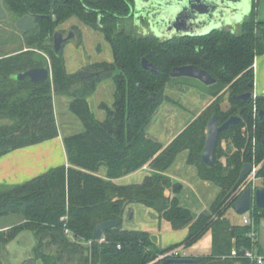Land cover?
<instances>
[{
    "label": "trees",
    "instance_id": "1",
    "mask_svg": "<svg viewBox=\"0 0 264 264\" xmlns=\"http://www.w3.org/2000/svg\"><path fill=\"white\" fill-rule=\"evenodd\" d=\"M251 2L249 14L235 26L202 35L161 38L145 32L144 21L138 25L141 32L124 28V22L134 21L133 0H4L13 26L25 13L37 14V18L33 30L21 32L26 49L0 57V119H4L0 121V156L59 135L54 92L72 97L70 109L85 129L64 139L68 166L54 167L21 184L0 186V219L10 214L24 218L13 227L0 228L1 255L20 231L29 230L35 236L33 258L41 264H159L162 260H155L160 254L187 247L210 231V254L181 256L177 258L191 257L192 261L170 264H252L248 258L231 256L233 248L241 255L243 248L261 244L251 236L252 224L223 218L239 197L235 191L242 184L237 180L244 163L259 166L257 177L264 180V115L259 113L264 111V94L252 100L235 97L254 91L255 57L264 53V21L257 17L259 0ZM72 17L101 30L112 47L113 61L85 68L96 72L86 78L67 71L65 43L59 52L53 45L58 27ZM143 58L158 71L145 69ZM185 64L197 65L217 79L207 86L215 99L164 146L150 136L147 127L163 101L170 99L165 94L167 85L189 79L171 77L174 67ZM31 67L51 68V77L44 82L14 77ZM108 78L115 82V98L112 106L101 104L106 117L100 120L90 109L88 96ZM226 89L230 90V105L223 109L219 97ZM214 113L219 124L231 115H239L243 121L220 132L214 165L207 166L201 153L207 123ZM184 149L189 150L188 161L197 167L200 177L220 186L208 215L182 206L177 197L182 183L165 174ZM147 163L154 172L142 183L118 185L111 180ZM102 165L108 179L96 174ZM162 198L165 205L160 210ZM136 202L157 209L160 219L170 222L174 230L188 228L185 239L162 248L152 241L149 231L124 229L126 207ZM251 215L256 231L264 209L255 205ZM109 219L119 224L104 233V241L93 239L95 226Z\"/></svg>",
    "mask_w": 264,
    "mask_h": 264
},
{
    "label": "crops",
    "instance_id": "2",
    "mask_svg": "<svg viewBox=\"0 0 264 264\" xmlns=\"http://www.w3.org/2000/svg\"><path fill=\"white\" fill-rule=\"evenodd\" d=\"M257 11L258 19L260 21H264V0H259ZM68 22L70 23V26L73 25L74 27L80 29L82 33L81 28H83V26L81 25L84 23L80 19L77 17H72L68 20ZM88 27L89 26H87V28ZM94 34L95 30L90 33V37L94 36ZM16 45L18 47L11 49L12 51L0 53V57L7 54L16 53L24 49L21 41H19ZM111 53L112 55L108 57V59H101L88 65L84 63L85 65L81 64L80 67L85 69L98 62H111L113 61V52ZM65 62L66 69L69 73L77 72L75 71L76 68L73 69L70 67L66 57ZM254 74V95L256 96L264 94V53L257 54L255 57ZM110 79L112 80L110 83L106 82L107 79L99 82L94 94L88 98L90 109L100 120H103L106 117V111L101 107V104L112 106L115 98V82L112 78ZM173 87L174 86L172 85L170 90H167L166 88L165 94L170 99L163 101V103L160 105V116L154 119L152 118L147 127V132L150 134V136L161 142L164 146H167L169 143H171L173 139H175L177 135L180 134L187 127V125L197 116H199L215 99L214 96L205 90L206 96L203 99L197 93H189V96L184 94L187 99L183 98V100H181L178 97V91H180L182 88L179 86L178 90L174 91L172 89ZM174 94L175 96H173ZM96 95L98 96L96 97ZM190 96L191 98H189ZM112 97L113 100L111 99ZM71 101L72 97L70 96L55 92L53 94L54 111L59 130L58 136L40 143L15 149L5 155L0 156V186L21 184L37 175L49 171L54 167L60 165H69L64 139L67 136L80 133L85 129L82 120L71 111ZM109 102L112 103L109 104ZM229 105V102H226L223 99V102L221 103L222 108L227 109L226 106L229 107ZM96 107L100 108L99 112L97 111L99 114L95 110ZM188 112H191V114L188 115ZM1 120L4 119H0V121ZM188 156V149L180 151L177 154L174 162L168 167V169H166L165 174L173 181L182 183V190L177 194L179 202L182 206L190 208L196 214L208 212L210 211L213 202L216 200L221 191L220 186L214 181L202 179L199 175L197 167L189 163ZM102 166L105 169H101ZM102 166L99 168L96 174L100 177L108 179L107 168L104 165ZM153 172L154 169L150 163H147L134 172L122 175L117 178H112L111 180L118 185L139 184L142 183L145 178L151 175ZM167 194H170V191H167ZM131 204L133 205L135 203ZM146 207L154 215L151 220L154 223L152 224L153 228H156L157 225H160L161 221L159 212L153 207ZM130 209L131 206L128 205L123 216V223L126 217H128L127 212L130 211ZM133 218L134 215L130 219ZM136 226L137 225H135L134 228L123 226V228L129 230H146ZM147 231H149L151 234L153 232H157L156 229H149ZM178 231H183L185 234L181 240L174 241L173 243H167L165 245H161L160 247L165 248L172 244L183 241L189 230L188 228H183L179 229ZM22 233H20L17 237H19ZM163 234L167 235L165 232ZM160 236L158 235L159 243L162 238ZM185 248L186 247H184V249ZM32 256L29 258H32ZM25 260L21 261V263Z\"/></svg>",
    "mask_w": 264,
    "mask_h": 264
},
{
    "label": "water",
    "instance_id": "3",
    "mask_svg": "<svg viewBox=\"0 0 264 264\" xmlns=\"http://www.w3.org/2000/svg\"><path fill=\"white\" fill-rule=\"evenodd\" d=\"M137 11L144 13L149 18L151 29L157 36L172 37L173 35H202L218 28L222 25H233L242 21L251 10L250 0H136ZM10 17L4 0H0V22L8 20ZM37 14L25 13L19 17L14 26L21 32H28L36 26ZM76 34L70 30L67 35L62 31H56L54 34V49L59 52L67 41L74 39ZM142 65L145 69L158 71L157 67L146 58L142 59ZM94 71L82 69L78 72L82 78L93 75ZM14 77L18 80L30 78L33 82H44L51 77V68L31 67L27 70L17 72ZM172 78H191L202 82L206 86L217 83V79L210 73L194 64H185L176 66L171 72ZM254 85V83H251ZM235 97L243 100H252L255 95L252 91H246L236 94ZM261 116L264 111L259 112ZM243 121L239 115H231L223 123L219 124L217 114L214 113L207 123L205 145L201 153V158L207 166H213L215 161L216 149L219 144L220 132ZM253 163L243 164L237 184L240 183L253 170ZM233 186L231 192L235 189ZM264 209V185L262 187L248 186L242 194L234 201L232 207L234 211L243 215L247 213L252 205ZM165 200L158 201L159 209L162 210ZM208 215V212H204ZM133 217V213L130 214ZM119 221L109 219L99 222L94 229L93 239L101 240L104 233L111 227L117 226ZM264 226V219L262 220ZM151 239L159 245L158 235L151 234ZM192 261L191 257L185 258H167L159 264H170L172 262ZM21 264H39L34 258H29ZM235 264H241L236 262Z\"/></svg>",
    "mask_w": 264,
    "mask_h": 264
},
{
    "label": "rangeland",
    "instance_id": "4",
    "mask_svg": "<svg viewBox=\"0 0 264 264\" xmlns=\"http://www.w3.org/2000/svg\"><path fill=\"white\" fill-rule=\"evenodd\" d=\"M131 22L132 21L123 23L125 24V27L124 26L123 27L127 31H132L133 28H138V25L140 24L138 19L134 20L132 23ZM69 24L70 23L66 21L65 23L61 24L57 30L62 31L64 35H66L70 30L73 31L75 30L74 32L76 34V37L74 39L67 41L63 49V54L67 58L70 67L73 69L76 68L75 71L79 72L80 70L83 69L82 67H80L81 64L84 63L87 65L92 64L101 59H108V57L112 55L111 44L106 40L101 30L94 29L92 27L87 28V26H85L86 24L84 23L85 25L80 24L81 26H83V28H81L82 29V33H81L80 29L74 27L73 25L70 26ZM140 28L141 26L138 29L140 30ZM94 30H95L94 36L90 37V33ZM144 31L147 32V30ZM20 32L21 31H19L18 29H16V27L12 25L10 20L0 22V53L12 51L11 49L18 47L16 44H18L19 41L22 42L23 48L26 49L25 39L23 38L22 33ZM139 32H141V30ZM79 39L82 40L79 42ZM111 81L112 80L108 78L106 82L110 83ZM172 85L174 86L172 88L174 91H177L179 86L180 88H182L180 89V91H178L179 94L178 97L181 100H183V98L187 99V97L184 94L189 96V93H197L203 99L206 96L205 90L208 91L206 85H204L202 82L198 80L191 78L179 79V80L177 79L176 81L171 82L167 85L166 87L167 90H170ZM229 93H230L229 89H226L223 93H221L219 97L221 99V102H223V99L226 102L227 101L229 102ZM90 96H88V98ZM97 96L98 95H96V97ZM173 96H175V94ZM189 98H191V96ZM111 99L113 100V97ZM111 103L112 102H109V104ZM226 108L228 107L226 106ZM95 110L96 112L97 111L99 112L100 108L96 107ZM187 114L189 115L191 114V112H188ZM158 116H160V107L155 112L153 119ZM223 145L226 146V141H223ZM101 169H105V168L102 166ZM255 185L256 187H262L264 185V180L258 178L256 180ZM129 205L131 206V209L130 211L127 212L128 217H126L123 223L124 227L134 228L135 225H137L136 227L143 228L146 230L156 229L157 232H153L152 234L154 235L156 234L159 236L161 235L160 237L162 238L159 243L160 246L165 245L167 243H173L174 241L177 240H181L185 235L183 231L174 230L171 227L170 222L164 219L160 221V225H157L156 228H153L152 224L154 223L152 222L151 218L154 217V215L150 212L149 209H147L145 205L141 203H135L133 205L130 203ZM131 213H133L134 215L133 219H130ZM223 218L229 219L232 222H240L242 220V215L237 214L234 211L233 207H229L224 212ZM23 220L24 218L20 215L10 214L8 216H4L0 219V228L6 225L9 227H13L16 224L22 222ZM164 232L167 233V235H164L163 234ZM256 232H257V239L261 243H264V226L262 224L257 226ZM20 233L22 234L19 237L15 238L14 240H12L7 244L6 250L2 251V255L0 253V260L2 261V264H20L21 261L25 259L27 260L29 259V257L32 256L33 247L35 244V236L33 232L24 230V231H20L18 235ZM211 252H212V234L210 231H208L202 238L197 240L195 243L187 246L184 249V252H182V254H184L185 256L187 255L199 256V255H208ZM38 263L41 264L40 261H38Z\"/></svg>",
    "mask_w": 264,
    "mask_h": 264
},
{
    "label": "built area",
    "instance_id": "5",
    "mask_svg": "<svg viewBox=\"0 0 264 264\" xmlns=\"http://www.w3.org/2000/svg\"><path fill=\"white\" fill-rule=\"evenodd\" d=\"M253 170L251 173L242 180V184L239 186V188L235 191V195L240 196L242 192L248 187L252 186L254 189L256 188V180L258 179L257 177V170L259 166L253 164ZM255 204L252 205L251 209L242 215V222L245 224H252L253 230L251 232V236L253 239L257 238V232L254 230V223L255 219L251 215V211L254 209ZM105 237L103 236L101 240L99 241H104ZM184 252V245L173 248L171 250H168L162 254H160L155 261H160V260H165L167 258H177L181 256H185L182 254ZM231 256L233 257H243V258H248L252 264H264V243H261L259 246L257 244H253L251 248H243L241 255L238 254V251L236 248H233L231 252Z\"/></svg>",
    "mask_w": 264,
    "mask_h": 264
},
{
    "label": "flooded vegetation",
    "instance_id": "6",
    "mask_svg": "<svg viewBox=\"0 0 264 264\" xmlns=\"http://www.w3.org/2000/svg\"><path fill=\"white\" fill-rule=\"evenodd\" d=\"M136 6H137V4H136V0H133V8H134V14H133V20H136V19H138L139 20V22L141 23V21H144V22H146L145 24H144V26H145V29L146 30H149L150 32H152L153 34H155L154 33V31L151 29V27H150V24H149V18L146 16V15H144V13H141V12H139V11H137L136 10ZM247 16V15H246ZM245 16V17H246ZM244 17V18H245ZM9 20V19H8ZM242 22V21H241ZM240 23V22H239ZM238 23H236V24H233V25H222V26H220V27H231V26H235V25H237ZM220 27H218V28H220ZM67 35V34H66ZM156 35V34H155ZM159 37H161V38H164L165 36H159ZM54 41V40H53Z\"/></svg>",
    "mask_w": 264,
    "mask_h": 264
}]
</instances>
